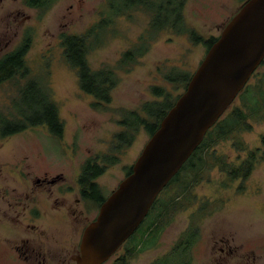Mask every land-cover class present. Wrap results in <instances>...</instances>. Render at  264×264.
<instances>
[{
    "label": "rangeland",
    "instance_id": "obj_1",
    "mask_svg": "<svg viewBox=\"0 0 264 264\" xmlns=\"http://www.w3.org/2000/svg\"><path fill=\"white\" fill-rule=\"evenodd\" d=\"M25 3V23L20 29H11L0 15V34L5 38L0 57L14 49L28 32L32 37L25 57L30 72L23 76L20 71L0 84V114H10L20 88L33 78L47 87L58 105L65 131L62 138H57L46 125H38L0 136V175L7 179L0 180V194L5 185L21 187V167L43 173L65 166L77 172L87 157L109 153L115 144L114 135L123 129L118 121L126 112L140 110L145 101L154 100L155 85L165 87L173 97L182 94L185 89L166 81L165 74L172 68L193 74L206 56L208 47L195 44L189 33L181 31L196 30L206 38L218 37L243 0H187L183 20L159 32L149 31L153 11L145 6H133L112 18L108 15L109 0H50L40 8ZM106 19L109 23L103 22ZM100 21V41L91 40L94 47L87 60L94 69L114 68L119 82L111 102L95 106V98L79 87L77 69L65 58L62 37L82 35ZM139 43L148 45V51L136 61L122 64L123 54ZM238 109L245 119L232 125L226 137H218L215 132L209 136L204 151H199L198 158L161 191L156 207L104 264H118L123 256H127L126 264H154L157 260L156 264H219L216 257L221 243L216 245L215 239L221 237L229 239L232 249L226 264H264V64L220 119L229 120ZM149 139L150 135L141 129L129 147L117 152L119 162L109 165L97 180L105 197L128 175V168ZM251 161L254 168L248 174ZM89 205L92 219L98 206ZM161 225L164 228L151 246L130 255L127 249H133L138 241L143 245L142 237H148L144 236L148 229ZM190 232H196L191 247L173 250ZM162 259L165 261L160 262Z\"/></svg>",
    "mask_w": 264,
    "mask_h": 264
},
{
    "label": "water",
    "instance_id": "obj_2",
    "mask_svg": "<svg viewBox=\"0 0 264 264\" xmlns=\"http://www.w3.org/2000/svg\"><path fill=\"white\" fill-rule=\"evenodd\" d=\"M264 60V0H246L208 49L184 92L84 231L77 264H103L147 217Z\"/></svg>",
    "mask_w": 264,
    "mask_h": 264
},
{
    "label": "trees",
    "instance_id": "obj_3",
    "mask_svg": "<svg viewBox=\"0 0 264 264\" xmlns=\"http://www.w3.org/2000/svg\"><path fill=\"white\" fill-rule=\"evenodd\" d=\"M30 6H45L50 0H26ZM246 0H243V3ZM187 0H109V14L112 18L126 12L133 6H145L153 11V18L150 23L149 31L154 30L159 32L167 27H173L175 23L183 20V10ZM103 22H108L106 19ZM97 22L93 24L87 32L82 35L77 34H63L62 44L64 46V54L67 62L78 73V83L82 91L92 95L95 98V106H101L110 103L112 100V91L119 82L116 70L110 66H102L94 69L91 67L87 60V54L94 47L91 42L93 38L100 41V30L103 28L102 23ZM182 33H189L191 41L195 44L203 43L208 49L218 39L216 36L210 38L204 37L196 30L181 31ZM142 36L140 39L142 40ZM32 37L28 32L21 42L7 54L0 57V84L15 77L18 72H22L23 76H26L30 70L26 65L25 57L30 50ZM96 42V41H95ZM148 45L145 43H139V45L127 50L122 56V64L136 61L139 56L144 55L148 51ZM264 63V62H263ZM262 63V64H263ZM192 73L182 71L177 68H172L165 74L166 81L170 83H179L183 89H186L188 82L190 81ZM253 76V75H252ZM20 96L13 100V109L9 115L0 114V136L8 137L24 130H27L38 125H46L48 130L54 137L62 138L65 131L64 121L59 114V108L56 102L53 100L47 87L40 84L36 79H29L21 88ZM152 94L156 97L154 100L145 101L140 110L127 111L124 117L118 121L123 127L120 132L114 135L115 144L112 145L111 151L104 155H98L103 162V165L97 163L91 164L87 162L83 167L82 182L90 187L92 191H98L94 179L96 176L103 174L109 165H114L119 162V151L129 147L135 140L136 135L141 129H144L150 136L159 128L162 119L165 117L169 109L174 105L177 98L181 95L173 97L165 87L160 85L152 86ZM241 110H236L232 114V118L229 120L219 119L214 126H212L206 133L203 141L198 148L193 152L190 158L183 165L181 170L171 179L169 184L178 178L179 173L186 167L192 164V160L199 156V151L204 150L207 142L210 140V135L215 132L218 137H226L233 128L232 125L239 124L245 116H243ZM262 140V155L264 160V134L261 137ZM118 152V153H117ZM251 157H255L252 153ZM195 166V165H193ZM254 168V163L251 161L248 166V174ZM132 172V166L127 170V174ZM248 174H245L246 176ZM168 184V185H169ZM105 198H103L104 200ZM159 196L155 200L151 209L156 207L157 202L160 200ZM177 205H174V208ZM150 209V210H151ZM172 210V211H173ZM166 215L165 217H167ZM163 217V216H162ZM161 217V218H162ZM163 226H153L148 229L144 234L148 237H142L143 245L140 241L135 244L133 249L127 251L130 255L144 250L146 247L151 246L154 243V238L157 234L163 230ZM195 238L193 235H183L175 249H180L182 246L188 249L193 244ZM142 248H139V246ZM129 255V254H127ZM167 256V255H166ZM164 256V257H166ZM118 261V264H126L127 256H123ZM158 261V260H157ZM157 261L154 263L156 264ZM165 261V260H164ZM163 259L160 262H164ZM167 261V260H166Z\"/></svg>",
    "mask_w": 264,
    "mask_h": 264
},
{
    "label": "flooded vegetation",
    "instance_id": "obj_4",
    "mask_svg": "<svg viewBox=\"0 0 264 264\" xmlns=\"http://www.w3.org/2000/svg\"><path fill=\"white\" fill-rule=\"evenodd\" d=\"M25 7V0H0L1 19H7L11 29H20L25 23L22 9ZM31 7L40 8L43 5ZM13 33L18 35L17 32ZM3 37L0 34L1 49ZM9 44L8 41L6 47ZM203 151L200 150V154ZM87 162L103 165L98 157H87L78 165L77 172L72 167L69 171L65 166L60 170L50 168L43 173L29 167L19 168L18 183L21 187L5 185L0 194V264H77L84 231L97 218L102 203L109 196H104L97 181L102 174L94 179L98 191L90 190L82 182L83 166ZM197 170L200 171L199 167ZM0 180L7 179L0 175ZM90 203L98 206L92 219ZM190 234L196 238V232H190L187 236ZM215 243H221L217 262L226 264V256L232 250L229 239L221 237L215 239Z\"/></svg>",
    "mask_w": 264,
    "mask_h": 264
}]
</instances>
